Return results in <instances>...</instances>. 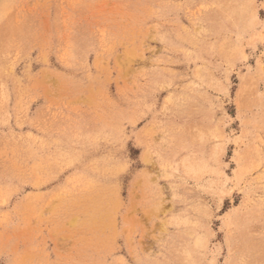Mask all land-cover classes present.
<instances>
[{"label": "rangeland", "instance_id": "1", "mask_svg": "<svg viewBox=\"0 0 264 264\" xmlns=\"http://www.w3.org/2000/svg\"><path fill=\"white\" fill-rule=\"evenodd\" d=\"M0 264H264V0H0Z\"/></svg>", "mask_w": 264, "mask_h": 264}]
</instances>
